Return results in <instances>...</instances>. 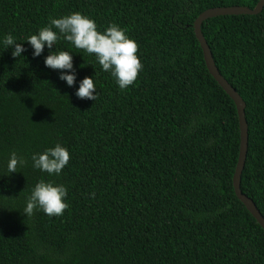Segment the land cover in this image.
Returning a JSON list of instances; mask_svg holds the SVG:
<instances>
[{"label":"trees","instance_id":"obj_1","mask_svg":"<svg viewBox=\"0 0 264 264\" xmlns=\"http://www.w3.org/2000/svg\"><path fill=\"white\" fill-rule=\"evenodd\" d=\"M255 2L0 0V264H264V230L231 183L236 108L192 29L207 7ZM74 11L137 42L143 68L133 85L121 90L63 36L52 51L70 52L73 86L45 66L47 45L32 55L24 38ZM200 30L244 102L239 188L264 217V3L257 13L207 17ZM7 34L26 49L21 56L5 48ZM85 76L94 101L75 95ZM57 143L71 157L61 173L34 168L32 155ZM13 152L23 163L8 173ZM41 179L66 187L63 215L23 213Z\"/></svg>","mask_w":264,"mask_h":264},{"label":"clouds","instance_id":"obj_2","mask_svg":"<svg viewBox=\"0 0 264 264\" xmlns=\"http://www.w3.org/2000/svg\"><path fill=\"white\" fill-rule=\"evenodd\" d=\"M54 29H57L60 35ZM60 36L71 42L75 48L94 55L102 70L111 74L121 90L133 85L143 68L137 55L139 45L127 35L125 29L110 22L100 31L94 19L74 11L60 18H50L47 25L24 38V41L31 45L34 57L40 56L45 45L48 46L49 54L44 57L45 66L59 70V79L69 86H73L76 80L73 58L68 51H52ZM3 44L5 48L14 46L11 53L13 57H19L26 51L12 34L4 36ZM75 95L79 99L94 101L97 97L93 78L85 76L79 82ZM70 158L69 151L59 143L32 155L33 167L49 175H59ZM22 163L23 160L15 152L11 153L7 163L8 173L16 172L18 165ZM66 195L67 189L64 185L41 179L31 189L23 213L31 216L34 210L39 209L50 217L61 216L69 207L65 202Z\"/></svg>","mask_w":264,"mask_h":264},{"label":"water","instance_id":"obj_3","mask_svg":"<svg viewBox=\"0 0 264 264\" xmlns=\"http://www.w3.org/2000/svg\"><path fill=\"white\" fill-rule=\"evenodd\" d=\"M263 3L264 0H256L255 4L252 7H248L246 5H237V4L215 5V6L207 7L202 11H200L194 17L192 21V29L202 50V55L207 70L217 81V83L223 88V90L231 97L236 108L238 126H239V146H238L236 162L231 176V183L234 194L244 204L247 210L251 213V215L255 218V220L264 230V217L260 214L259 210L255 206L252 199L247 195H245L239 188L240 172L244 162L246 142H247L246 122L243 112L244 102L239 96V94L235 91V89L227 82V80L217 70V67L215 66L214 61L212 59L208 44L200 30V24L202 20L207 17L219 15V14L257 13L258 11H260Z\"/></svg>","mask_w":264,"mask_h":264}]
</instances>
